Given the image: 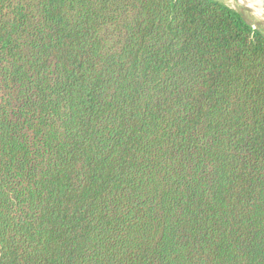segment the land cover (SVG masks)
I'll return each mask as SVG.
<instances>
[{
	"label": "trees",
	"instance_id": "1",
	"mask_svg": "<svg viewBox=\"0 0 264 264\" xmlns=\"http://www.w3.org/2000/svg\"><path fill=\"white\" fill-rule=\"evenodd\" d=\"M0 264H264V35L216 0H0Z\"/></svg>",
	"mask_w": 264,
	"mask_h": 264
},
{
	"label": "rangeland",
	"instance_id": "2",
	"mask_svg": "<svg viewBox=\"0 0 264 264\" xmlns=\"http://www.w3.org/2000/svg\"><path fill=\"white\" fill-rule=\"evenodd\" d=\"M237 11L253 28L264 35V9L261 0H216ZM258 2V3H257Z\"/></svg>",
	"mask_w": 264,
	"mask_h": 264
},
{
	"label": "bare ground",
	"instance_id": "3",
	"mask_svg": "<svg viewBox=\"0 0 264 264\" xmlns=\"http://www.w3.org/2000/svg\"><path fill=\"white\" fill-rule=\"evenodd\" d=\"M258 3V2H257ZM261 5H262V7H263V9H264V0H261Z\"/></svg>",
	"mask_w": 264,
	"mask_h": 264
}]
</instances>
